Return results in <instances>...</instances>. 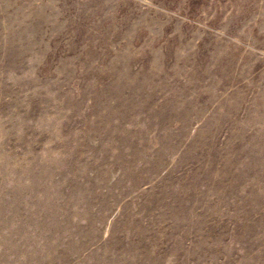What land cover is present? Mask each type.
Instances as JSON below:
<instances>
[{
    "label": "rangeland",
    "instance_id": "374dc122",
    "mask_svg": "<svg viewBox=\"0 0 264 264\" xmlns=\"http://www.w3.org/2000/svg\"><path fill=\"white\" fill-rule=\"evenodd\" d=\"M0 264H264V0H0Z\"/></svg>",
    "mask_w": 264,
    "mask_h": 264
}]
</instances>
